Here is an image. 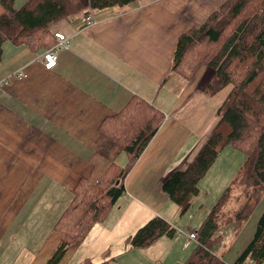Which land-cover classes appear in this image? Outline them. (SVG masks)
<instances>
[{"label": "crops", "instance_id": "1", "mask_svg": "<svg viewBox=\"0 0 264 264\" xmlns=\"http://www.w3.org/2000/svg\"><path fill=\"white\" fill-rule=\"evenodd\" d=\"M25 1L14 0V7ZM225 1L136 0L124 9L92 12L91 25L83 22L86 9L52 27L53 34L67 37L68 48L59 49L49 70L39 59L44 50L3 44L0 264L47 263L60 241L55 221L71 202L78 180L90 175V158L98 154L125 164L120 148L98 126L135 98L160 113L162 121L124 178L123 196L82 242L67 247L58 264L183 263L188 254L182 251L195 245L187 235L198 225L177 230L172 217L178 208L162 183L187 167L214 130L217 108L231 86L209 97L203 88L211 70L202 66L186 79L172 71L173 57L179 37L203 24ZM3 11L0 3V16ZM18 72L21 79L2 83ZM152 217L163 218L182 234L162 237L144 251L128 250L129 236ZM220 256L226 264L235 262Z\"/></svg>", "mask_w": 264, "mask_h": 264}, {"label": "trees", "instance_id": "2", "mask_svg": "<svg viewBox=\"0 0 264 264\" xmlns=\"http://www.w3.org/2000/svg\"><path fill=\"white\" fill-rule=\"evenodd\" d=\"M136 0H26L20 8L14 0H0V62L2 46L10 42L31 51L52 48L56 39L52 27L71 15L87 9H124ZM173 70L191 79L205 66L211 76L203 88L207 96L231 86L221 106L218 122L205 138L184 170L173 172L162 183L168 199L184 215L199 194L198 183L223 148L244 155L236 178L210 208L195 231L193 249L182 264H226L215 248L221 241L220 229L245 222L264 198V0H226L198 27L182 34L177 42ZM261 76L252 93L247 85ZM162 115L139 99H133L119 112L103 120L99 133L120 148L126 162L120 166L94 154L87 178L78 180L72 199L54 231L60 241L46 264H58L67 247L80 243L95 224L101 223L123 196L124 178L156 133ZM182 233L160 217H152L127 239L128 250L144 251L162 237ZM264 262V211L256 223L252 240L233 264ZM86 264H91L87 263ZM98 264H114L106 260Z\"/></svg>", "mask_w": 264, "mask_h": 264}, {"label": "rangeland", "instance_id": "3", "mask_svg": "<svg viewBox=\"0 0 264 264\" xmlns=\"http://www.w3.org/2000/svg\"><path fill=\"white\" fill-rule=\"evenodd\" d=\"M260 78L261 76L259 75L247 85L246 91L248 93H252L255 90ZM219 154V157L213 162L210 170L205 175L203 179L205 182L200 184L199 194L192 199L190 209L182 216L177 213L173 215L172 218L174 219H172V222L176 221L173 224L177 230L185 228L189 230L195 228L197 225L199 226L201 224L199 222H202L205 218L210 208L221 196L224 188L229 187L232 180L236 178V174H238L241 164L243 163L244 155L237 150L231 149V147L224 148ZM122 157L123 156L120 158L122 159ZM262 211H264V198L260 199L245 222L240 224L234 223L231 226L220 229L219 233L222 238L221 241H219V245H217L214 250L215 253L222 255L224 257L223 259L229 263L234 262L239 252H241L250 240H252L257 220ZM189 215L193 216L190 220L188 219ZM176 237L177 236H174L173 238ZM192 249L193 244H191L189 249L185 252L182 251L183 255H189Z\"/></svg>", "mask_w": 264, "mask_h": 264}, {"label": "built area", "instance_id": "4", "mask_svg": "<svg viewBox=\"0 0 264 264\" xmlns=\"http://www.w3.org/2000/svg\"><path fill=\"white\" fill-rule=\"evenodd\" d=\"M93 15L92 12L89 10L88 15L84 18V21L87 25H91L93 24ZM56 39V44L50 48L47 49L46 51H44L41 56L39 57L41 63H43L44 67L46 69H52L57 62V56H58V51L61 48H68V39L66 36H63L62 33H54L53 35ZM23 73L22 72H18V73H14L13 75H10L9 77H7V79H5L4 81H2V83H7L9 79L11 78H19L21 79V77H23ZM188 239L192 242L195 240V232H191L187 235ZM246 264H250L248 263V261L246 262Z\"/></svg>", "mask_w": 264, "mask_h": 264}]
</instances>
